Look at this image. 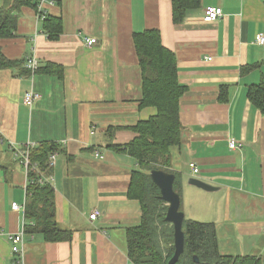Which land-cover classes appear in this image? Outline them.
Instances as JSON below:
<instances>
[{
    "label": "crops",
    "instance_id": "1",
    "mask_svg": "<svg viewBox=\"0 0 264 264\" xmlns=\"http://www.w3.org/2000/svg\"><path fill=\"white\" fill-rule=\"evenodd\" d=\"M207 6L220 7L222 15L206 21ZM42 14L61 18L57 39L41 29ZM149 28L175 54L185 87L181 140L170 147L169 167L180 177L184 218L213 222L221 254L264 256V114L246 96L264 76V45L254 40L264 33V0H200L179 24L171 0H43L37 8L23 6L16 35L0 39L9 59L61 69L60 75L0 69V264H134L126 229L140 223L141 207L127 188L137 162L115 147H124L134 136L130 127L156 112L139 107L132 41L133 32ZM89 37L96 38L90 46ZM246 66L252 68L243 72ZM28 92L39 93L30 105L23 102ZM231 139L238 148H229ZM46 141L60 144L50 172L55 218L72 238L47 242L24 233L19 255L8 239L25 223L24 209L11 208L24 205L27 184L17 148ZM190 162L199 168L196 177L218 190L189 184Z\"/></svg>",
    "mask_w": 264,
    "mask_h": 264
},
{
    "label": "trees",
    "instance_id": "2",
    "mask_svg": "<svg viewBox=\"0 0 264 264\" xmlns=\"http://www.w3.org/2000/svg\"><path fill=\"white\" fill-rule=\"evenodd\" d=\"M39 0H5L0 6V39L16 35L20 9L23 6L38 7ZM200 0H171V16L174 24L183 21L187 12L197 8ZM41 29L51 40L57 39L63 30L61 18L40 15ZM132 41L138 60L141 79L139 107H154L156 112L131 126L133 138L116 150L132 156L137 168L131 171L127 196L137 199L141 207V220L137 226L126 229L127 255L134 264H166L174 251L173 226L164 220L167 204L160 198V190L150 177L152 169L170 170V147L181 140L179 120L180 98L185 87L179 83L175 54L163 45L158 29L149 28L133 32ZM28 59H9L0 49V69L22 68L21 74L58 73L60 68L52 64L38 66L34 71L27 67ZM252 66L242 68L243 72ZM55 70V71H54ZM250 103L264 114V76L246 90ZM225 99V91L220 93ZM115 146V145H113ZM120 146V145H117ZM57 142H41L30 150L29 159L42 172L48 168L50 154L61 152ZM173 189L180 196V177L174 174ZM28 177L36 178L35 172ZM179 210H181V205ZM55 192L51 184L27 181L25 187L23 226L26 235H40L47 242L70 241L72 231L61 227L55 218ZM184 251L175 264H264L263 255H225L218 248L216 226L184 218ZM196 255L198 262L193 256Z\"/></svg>",
    "mask_w": 264,
    "mask_h": 264
},
{
    "label": "built area",
    "instance_id": "3",
    "mask_svg": "<svg viewBox=\"0 0 264 264\" xmlns=\"http://www.w3.org/2000/svg\"><path fill=\"white\" fill-rule=\"evenodd\" d=\"M42 1L43 0H39L38 6L41 5ZM203 14H204L203 18L206 21H215L216 19H218L222 15V10L220 7L207 6L204 9ZM254 40H255V43H257L258 45H264V33L263 32L256 33ZM84 41L88 46H90L96 42V38L89 37V38H85ZM27 67L30 68L31 71H34L38 67V62L36 61V59H29L27 62ZM38 97H39V93L28 92L25 94V96L23 98V102H24V104L30 105L32 103V100L37 99ZM238 147H239V144L235 140L231 139L229 141V148L236 149ZM30 150H31V146L27 147L24 150H20L17 148V155L20 158V163L23 165V167L25 169V173L27 175V181H29V183H32L34 180H36L40 184H46V183L51 184L52 175L50 174V172L40 171L37 164L30 161V159H29ZM96 155H98V154L96 153ZM55 158H56V153L50 154L49 159H48V168L53 167V165L55 163ZM188 165H189V168L191 169L192 176H196L199 172V168L196 166V164L194 162H190ZM30 172L36 173L35 179L28 177ZM23 206L20 207L16 203L11 204V208L13 210H19L20 208L24 209ZM98 215H99V212L94 211L89 215V218L94 220ZM8 239L11 242L12 252L18 253L19 255L22 254L23 247H24V231L21 230L18 233L10 234V235H8Z\"/></svg>",
    "mask_w": 264,
    "mask_h": 264
},
{
    "label": "water",
    "instance_id": "4",
    "mask_svg": "<svg viewBox=\"0 0 264 264\" xmlns=\"http://www.w3.org/2000/svg\"><path fill=\"white\" fill-rule=\"evenodd\" d=\"M150 177L160 190V198L167 204L164 220L173 226L174 251L166 264H175L184 251V232L182 230L184 213L179 210L180 196L173 189L175 175L160 169H152ZM188 183L209 192L218 190L217 187L202 181L196 176H191L188 179ZM193 259L195 262L199 261L196 255L193 256Z\"/></svg>",
    "mask_w": 264,
    "mask_h": 264
}]
</instances>
